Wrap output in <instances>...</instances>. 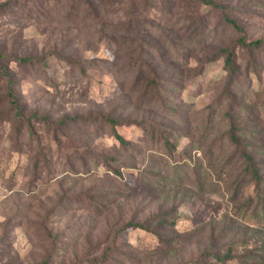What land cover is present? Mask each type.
I'll return each instance as SVG.
<instances>
[{"label": "rangeland", "instance_id": "rangeland-1", "mask_svg": "<svg viewBox=\"0 0 264 264\" xmlns=\"http://www.w3.org/2000/svg\"><path fill=\"white\" fill-rule=\"evenodd\" d=\"M36 1L0 16L24 109L20 120L7 106L0 74V264H204L212 238L221 254L242 246L225 264L264 259L263 218L239 217L232 201L238 184L254 186L229 143L240 134L264 170V0H108L105 36L121 37L128 14L137 24L122 45L99 26L71 30L70 0ZM223 49L236 53L235 76ZM101 116L154 127H118L127 152ZM66 117L85 121L61 127ZM152 215L176 220L163 241L124 230Z\"/></svg>", "mask_w": 264, "mask_h": 264}, {"label": "trees", "instance_id": "trees-1", "mask_svg": "<svg viewBox=\"0 0 264 264\" xmlns=\"http://www.w3.org/2000/svg\"><path fill=\"white\" fill-rule=\"evenodd\" d=\"M40 1V2H38ZM42 0H37L36 3L39 5ZM45 1H51V0H45ZM201 1V0H200ZM31 3L35 4L34 0H7L0 4V16L7 15L8 11L15 8V7H27V5ZM69 7L66 10V18H68L73 24L71 26V30L77 31L80 29V31L84 28L93 29L96 30V28L99 26L100 30L99 33H103L104 38L111 39L112 42H118L120 45L124 43L132 44V42L135 40V35L137 36L136 26L137 24L133 20V14H128L126 17H128V23L125 25V28L123 29L124 34L121 37L118 36H105L104 31L107 30L110 26H112V22L108 19L109 15L114 11L113 5L108 2V0H70L68 1ZM44 16V15H43ZM228 23H230L236 30L243 33L242 27L234 20L227 19ZM135 24V25H134ZM133 35V37H132ZM102 37L99 38V40H102ZM134 39V40H133ZM240 44L242 46L246 47H258L261 44V41L247 43L246 37L243 36L240 39ZM1 50V49H0ZM3 51H0V74L1 76L6 79L8 83V89H7V106L10 107L12 112L15 111V115L20 119H24V109L21 105V101L19 98L15 95V86L17 83V80L14 75V71L11 68V63L15 62V60H12L11 58L5 57L2 53ZM221 53L223 55H226L225 64L228 69L232 72V75L235 76V74L238 71V68L235 64L236 60V53H234L231 50L223 49L221 50ZM21 63H28L32 62V60L28 57L21 58ZM232 76V77H233ZM234 81V80H232ZM235 82V81H234ZM155 86H150L148 89H154ZM16 117V119H18ZM38 121H47L46 117L40 118L36 114L34 115ZM101 122L105 123V125L109 126L112 130L111 137H114L115 140L120 144V146L126 150L127 152H133V145L131 142L127 141L122 135L118 133V127L125 126V125H140L144 127V129H149L154 127L151 124H148L147 122H143L141 124H135L134 122H125L122 121L123 118L120 117V119L113 118L111 116H101ZM80 121H85V119L81 117H66L60 121V126H68L69 124L78 123ZM234 133V132H233ZM240 134H232L230 137L231 144L238 146L237 149H240V155L243 157V163L245 165V173L244 178L248 177L250 178L251 183L254 186V193L245 194L243 192L242 187L245 185V182H242L238 184V186L235 188L233 192V202L241 203L238 216L245 217L244 219L253 218L258 219L259 217H262V221H264V170L261 167V165L257 162L253 152H248L247 148L239 144V138L238 136ZM124 167V166H123ZM116 173H120L117 171ZM148 188L152 189V186H149ZM154 189V188H153ZM147 191V190H146ZM159 191V190H158ZM162 191H165L163 188ZM245 203L242 204V201ZM173 212V211H172ZM166 213L164 216H169L170 213ZM164 216H155L152 215L149 218H146L144 221H139L137 217L132 218V220H129L125 224L124 230L127 229H142L144 231L150 232L158 237V239L163 241V237L160 234L159 231L163 230V227H175L176 226V220L172 223H168ZM159 218L161 220L159 221ZM156 223V227L154 228L151 225ZM230 231H224L223 235L229 234ZM217 239L211 240V244L214 246L203 252L202 258L203 263L206 264L210 258H214L216 260L217 264H225L228 261H232L237 259V256L235 255V250L238 247L242 246H236L237 244L231 245L230 248L225 252V254H221L219 250L215 247ZM173 242V241H171ZM247 242H243L244 244ZM210 244V245H211ZM244 244V246L246 245ZM218 251V252H217ZM252 251V250H251ZM263 255L255 253V251H252L251 253H245L244 255L240 256L238 259L242 260L243 264H256V260L259 261L258 263H264V259L262 258ZM196 264H201L200 261L196 262Z\"/></svg>", "mask_w": 264, "mask_h": 264}]
</instances>
